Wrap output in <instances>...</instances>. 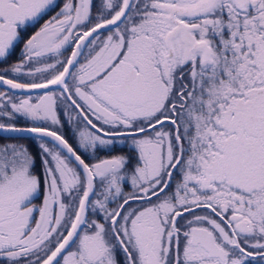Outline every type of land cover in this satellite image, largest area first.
I'll list each match as a JSON object with an SVG mask.
<instances>
[{"label":"snow or ice","instance_id":"snow-or-ice-1","mask_svg":"<svg viewBox=\"0 0 264 264\" xmlns=\"http://www.w3.org/2000/svg\"><path fill=\"white\" fill-rule=\"evenodd\" d=\"M0 264H264V0H0Z\"/></svg>","mask_w":264,"mask_h":264},{"label":"flooded vegetation","instance_id":"flooded-vegetation-1","mask_svg":"<svg viewBox=\"0 0 264 264\" xmlns=\"http://www.w3.org/2000/svg\"><path fill=\"white\" fill-rule=\"evenodd\" d=\"M47 19V17H46ZM19 54V49H17V56ZM17 56H13L11 58V61L10 62H13L17 59ZM22 136H28L29 134H20ZM20 143H25V144H28L30 148H32L33 150H35V147H34V144H33V141L31 139H21L19 140ZM36 203H39L40 201H35Z\"/></svg>","mask_w":264,"mask_h":264}]
</instances>
